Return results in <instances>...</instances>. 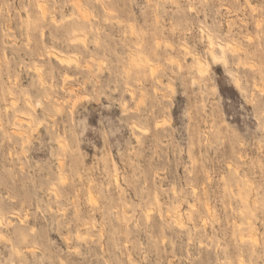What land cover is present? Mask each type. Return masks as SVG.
Returning a JSON list of instances; mask_svg holds the SVG:
<instances>
[{
	"label": "rangeland",
	"instance_id": "1",
	"mask_svg": "<svg viewBox=\"0 0 264 264\" xmlns=\"http://www.w3.org/2000/svg\"><path fill=\"white\" fill-rule=\"evenodd\" d=\"M0 215V264H264V0H0Z\"/></svg>",
	"mask_w": 264,
	"mask_h": 264
},
{
	"label": "bare ground",
	"instance_id": "2",
	"mask_svg": "<svg viewBox=\"0 0 264 264\" xmlns=\"http://www.w3.org/2000/svg\"><path fill=\"white\" fill-rule=\"evenodd\" d=\"M78 3H79V5H77V9L79 8V6H81V3H80V1H78ZM76 4H77V2H76ZM76 4H75V6H76ZM83 7V6H82ZM105 8V7H104ZM39 9H40V11H41V13L43 14V15H45V13L47 12V10H45L44 9V7L42 6V5H39ZM106 9V8H105ZM78 11H80V9L78 10ZM84 12H85V10H84ZM81 13H83L82 11L79 13L80 15H81ZM42 15V17L44 18V16ZM83 15V14H82ZM85 15L87 16V17H89L88 15H87V12L85 13ZM87 17H85V19L84 20H86V21H88L89 19H86ZM84 18V17H83ZM53 21H54V18H53ZM90 27H92V26H90ZM89 28V27H88ZM133 31V30H132ZM208 33V32H207ZM210 34V33H209ZM208 35V34H207ZM206 35V37H208V42H209V44H210V50H211V57H212V59H213V61H215V63L218 61V60H222V59H224L223 61H224V63H225V65H227L226 64V62L227 61H225V58H224V55L223 56H221V57H219L215 52H213V46H215L216 44H217V46L219 47V49L221 50V52H223V54L226 52V47H228V45L226 46L225 44H223V43H221V42H215V40H214V38H213V36L210 34V35H208L207 36ZM79 37V36H78ZM75 39V40H74ZM80 39H81V36L79 37V40H78V38L76 39V37L75 38H72L71 40V42H73L74 43V41L77 43V42H80ZM84 40H85V38H83ZM78 40V41H77ZM82 41V40H81ZM86 41H82V43H85ZM75 43V44H76ZM85 45V44H84ZM78 49V48H77ZM52 55H54L53 57H55V59H57L58 61H60V63H62V62H64V63H67V65H68V62H70V60H69V58H68V62L66 61L65 62V60H66V58H65V56H63V55H60L59 53H57V52H54L53 51V53H51ZM74 59V58H73ZM72 59V60H73ZM72 60H71V62H72ZM74 60H76V59H74ZM220 60V61H221ZM70 62V63H71ZM78 62H75V64H77ZM197 63H198V66L197 67H199V70H197L198 71V74H205L206 72L208 73V68H209V64H208V61H206V60H204V59H200V58H198V60H197ZM65 65V64H64ZM68 66H70V65H68ZM153 71V73L155 72V70H152ZM209 71H210V69H209ZM200 72V73H199ZM152 73V72H151ZM200 74V75H201ZM204 76V75H203ZM206 76V75H205ZM237 79V85L240 87V85L238 84V81H240V80H238V78H236ZM240 83V82H239ZM241 89V88H240ZM242 90V89H241ZM131 93V92H130ZM133 93V92H132ZM134 94V93H133ZM132 94V95H133ZM29 103V105H32V104H30V102H28ZM40 103V102H39ZM40 105V104H39ZM39 107V106H38ZM125 108V107H124ZM27 121L29 122V123H31V119H27ZM158 123V122H157ZM133 124H135V123H133ZM133 126H135V125H133ZM137 126V125H136ZM140 126V125H139ZM139 126H137V127H135L136 129L137 128H141V127H139ZM157 128V127H156ZM60 162H62V161H60ZM63 163V162H62ZM61 164V163H60ZM62 165V164H61ZM237 171V170H236ZM235 171V172H236ZM212 183V182H211ZM206 188V187H205ZM91 196V195H90ZM91 200H93V198L91 197ZM93 202V201H92ZM206 203H207V201H206ZM181 205V204H180ZM207 205V204H206ZM205 205V206H206ZM207 206H209V205H207ZM206 209H207V207H205ZM192 209H194V208H192ZM197 209V208H196ZM209 209L210 208H208V211H209ZM176 210V209H175ZM195 210V209H194ZM78 211L79 210H77L76 209V216H78L79 217V215L78 214H81V213H78ZM167 211V210H166ZM204 211V210H203ZM212 211V210H211ZM201 212V211H200ZM171 213V212H170ZM175 213H178V211L176 210V212ZM191 213V212H190ZM168 214V213H167ZM210 214V213H209ZM166 215V214H165ZM28 216V215H27ZM82 216H84L83 214H82ZM82 216H80V217H82ZM192 218H193V214L191 213V215H190ZM205 216V215H204ZM88 217H91V215L90 216H88ZM175 217H176V215H175ZM174 217V219L175 220H177L176 218ZM190 217V218H191ZM201 217H203V216H201ZM212 217V216H211ZM84 218H85V216H84ZM91 218H94V217H91ZM207 218V217H206ZM90 219V218H89ZM201 219H204V218H201ZM208 219V218H207ZM206 219V220H207ZM80 220V219H79ZM195 220V219H194ZM91 221H92V219H91ZM168 221V220H167ZM173 221V220H172ZM201 221H203V223H204V220H201ZM81 222V221H80ZM176 222V221H175ZM174 222V223H175ZM182 222V221H181ZM195 222V221H194ZM82 224V226H84V225H86V226H84L83 228H85V227H87L88 226V228H89V225H91V227L90 228H92V226H93V229L96 227L95 225H92L91 223L88 225V223H83V219H82V222H81ZM177 223V225H178V222H176ZM179 223H180V221H179ZM239 224V223H238ZM5 224H4V220H3V217L0 215V226H4ZM176 225V224H175ZM176 225V226H177ZM241 225V224H240ZM239 225V226H240ZM95 226V227H94ZM239 226H236V224H235V227L237 228V227H239ZM180 228V227H179ZM197 228V227H196ZM240 228V227H239ZM239 228H237L238 230H239ZM242 228V227H241ZM0 233H2V232H0ZM81 234V233H80ZM79 234V235H80ZM0 235H2V234H0ZM82 235V237H84L83 236V234H81ZM80 235V236H81ZM252 235H254V234H252L251 233V237H253ZM240 236H242V235H240ZM239 236V237H240ZM2 237V239H4V235H2L1 236ZM0 237V238H1ZM81 237V240L83 239ZM243 237L244 236H242L241 238H240V242H241V240L243 239ZM248 237H250V236H248ZM78 238V237H77ZM256 237H253L252 239L254 240ZM86 238H84L83 240H85ZM251 239V238H250ZM251 239V240H252ZM82 240V241H83ZM250 240V241H251ZM165 241V240H164ZM163 241V242H164ZM244 241V240H243ZM242 241V242H243ZM253 242H256V240L255 241H253ZM240 253H241V249H240ZM242 255L240 254V257H241ZM240 261V260H239ZM239 263V262H238Z\"/></svg>",
	"mask_w": 264,
	"mask_h": 264
}]
</instances>
